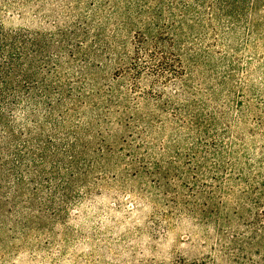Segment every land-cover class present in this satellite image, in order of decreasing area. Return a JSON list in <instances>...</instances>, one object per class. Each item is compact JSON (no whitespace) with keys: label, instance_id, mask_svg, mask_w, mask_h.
<instances>
[{"label":"rangeland","instance_id":"1","mask_svg":"<svg viewBox=\"0 0 264 264\" xmlns=\"http://www.w3.org/2000/svg\"><path fill=\"white\" fill-rule=\"evenodd\" d=\"M163 1L0 0L5 29L90 23L110 53H59L79 107L13 112L20 159L0 129V264H264V0H170L183 75L131 89L115 69Z\"/></svg>","mask_w":264,"mask_h":264},{"label":"trees","instance_id":"2","mask_svg":"<svg viewBox=\"0 0 264 264\" xmlns=\"http://www.w3.org/2000/svg\"><path fill=\"white\" fill-rule=\"evenodd\" d=\"M221 4L228 5L230 0H213ZM185 2L181 3L182 7L188 8ZM174 1L166 0L161 3L159 9L154 10L156 24L147 25L145 30L136 29L133 35V53L129 56V65L124 67L120 65L115 69L114 74L117 76H128L131 82V89L136 90L141 83L140 78L143 76V70L148 69L152 74L157 76L173 75L178 79L183 75L184 67L182 65L183 48L175 38V24H166L162 21L163 11L175 20ZM142 10V9H141ZM153 13V11H152ZM90 23L74 24L73 27L56 26L55 32H49L41 29H28L25 27H17L15 29H5L0 21V129L4 138H9V144L12 147L11 153H15L17 158L24 155L22 147L29 148L27 139L15 137L12 125L14 123L13 112L29 107H45L47 115L52 113L55 107L67 103L72 110L79 107L81 91L74 94L72 89H63L62 85H58L51 75L54 73L56 66L59 64V53L64 51L70 57H74V51H83V55L79 61L88 62L91 56L101 57L102 54L109 55V47L105 44L100 45L101 34H95V39L88 49H83V41L90 35ZM93 27V23H92ZM79 38V39H77ZM97 45L100 47L98 48ZM54 48V51L50 49ZM106 52V53H105ZM146 55L147 61L142 60V56ZM148 64V65H147ZM120 88V86H119ZM110 97L114 91L107 89ZM151 93L148 91L146 96H153L161 99L164 91ZM106 93V92H105ZM76 99L78 101H76ZM111 102L116 103L112 98ZM181 109V108H178ZM49 116V115H48ZM60 117H47L49 122L58 123ZM199 128L198 125L195 126ZM3 138V137H2ZM3 138V139H4ZM61 139H47L48 145L52 147ZM65 146V145H64ZM67 148L69 154L67 157L75 162L77 155L71 149ZM66 148V147H65ZM64 150V149H63ZM28 153V152H27ZM32 158V157H31ZM34 160H43L40 152ZM11 165V164H10ZM12 167V165H11Z\"/></svg>","mask_w":264,"mask_h":264}]
</instances>
